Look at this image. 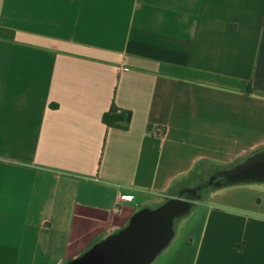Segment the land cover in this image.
<instances>
[{"label":"crops","instance_id":"0c3cea01","mask_svg":"<svg viewBox=\"0 0 264 264\" xmlns=\"http://www.w3.org/2000/svg\"><path fill=\"white\" fill-rule=\"evenodd\" d=\"M263 162L264 0H0V264H65L152 196L191 206L151 264H264V177L219 180Z\"/></svg>","mask_w":264,"mask_h":264},{"label":"water","instance_id":"95a60500","mask_svg":"<svg viewBox=\"0 0 264 264\" xmlns=\"http://www.w3.org/2000/svg\"><path fill=\"white\" fill-rule=\"evenodd\" d=\"M249 177H264V162L232 175L234 179ZM190 206L188 200L175 197L155 208H142L132 214L119 232L65 264H151L174 237L175 218Z\"/></svg>","mask_w":264,"mask_h":264},{"label":"trees","instance_id":"16d2710c","mask_svg":"<svg viewBox=\"0 0 264 264\" xmlns=\"http://www.w3.org/2000/svg\"><path fill=\"white\" fill-rule=\"evenodd\" d=\"M129 120L128 115L122 111L119 110L115 105H112L110 110L104 114L103 116V121L110 127H117V128H127V122ZM235 171H239L238 169ZM220 179L221 181H236L238 179H234L232 178V176L230 175H220ZM215 182V181H214ZM213 187V186H212ZM211 187V188H212Z\"/></svg>","mask_w":264,"mask_h":264},{"label":"built area","instance_id":"2783aa9c","mask_svg":"<svg viewBox=\"0 0 264 264\" xmlns=\"http://www.w3.org/2000/svg\"><path fill=\"white\" fill-rule=\"evenodd\" d=\"M163 128L158 127L156 133H162ZM136 197V193L129 190H122L118 195V199L114 206L110 209L111 213H118L121 210V207L124 205H132Z\"/></svg>","mask_w":264,"mask_h":264},{"label":"rangeland","instance_id":"374dc122","mask_svg":"<svg viewBox=\"0 0 264 264\" xmlns=\"http://www.w3.org/2000/svg\"><path fill=\"white\" fill-rule=\"evenodd\" d=\"M238 172H239V171L232 170V171H229V174H228V175H229V176H230V175L232 176V175H234V174H236V173H238ZM207 180H208V179H207ZM212 182H213V179H211V180L209 181L210 184H211ZM206 184H207V181H205V183H201L200 188H199V189L197 188L196 193L193 194V195H194V196H195V195H201L203 189H205L204 187H206L207 185H210V184H207V185H206ZM163 202H165V201H164V200H160V199H158V198L152 196V197H150L149 200L146 201L145 204H143V205L140 206V209L145 208V207L155 208V207L161 205ZM140 209H138V210H140ZM138 210H137V211H138Z\"/></svg>","mask_w":264,"mask_h":264}]
</instances>
